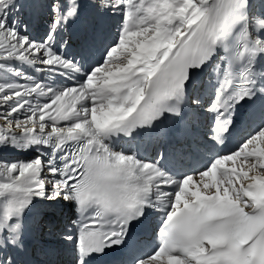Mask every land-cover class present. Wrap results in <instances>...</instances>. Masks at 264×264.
I'll list each match as a JSON object with an SVG mask.
<instances>
[{
    "label": "snow or ice",
    "instance_id": "obj_1",
    "mask_svg": "<svg viewBox=\"0 0 264 264\" xmlns=\"http://www.w3.org/2000/svg\"><path fill=\"white\" fill-rule=\"evenodd\" d=\"M0 264H264V0H0Z\"/></svg>",
    "mask_w": 264,
    "mask_h": 264
},
{
    "label": "rangeland",
    "instance_id": "obj_2",
    "mask_svg": "<svg viewBox=\"0 0 264 264\" xmlns=\"http://www.w3.org/2000/svg\"><path fill=\"white\" fill-rule=\"evenodd\" d=\"M20 159H25V158H23V157H20Z\"/></svg>",
    "mask_w": 264,
    "mask_h": 264
},
{
    "label": "bare ground",
    "instance_id": "obj_3",
    "mask_svg": "<svg viewBox=\"0 0 264 264\" xmlns=\"http://www.w3.org/2000/svg\"><path fill=\"white\" fill-rule=\"evenodd\" d=\"M23 158H25V156Z\"/></svg>",
    "mask_w": 264,
    "mask_h": 264
}]
</instances>
